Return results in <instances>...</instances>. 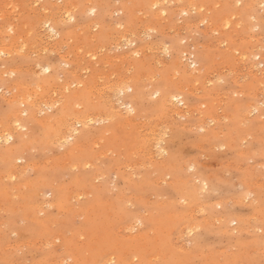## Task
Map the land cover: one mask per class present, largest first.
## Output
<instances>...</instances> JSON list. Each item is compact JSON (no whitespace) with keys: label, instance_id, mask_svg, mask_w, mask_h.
<instances>
[{"label":"rangeland","instance_id":"obj_1","mask_svg":"<svg viewBox=\"0 0 264 264\" xmlns=\"http://www.w3.org/2000/svg\"><path fill=\"white\" fill-rule=\"evenodd\" d=\"M0 16V264H264V0Z\"/></svg>","mask_w":264,"mask_h":264},{"label":"bare ground","instance_id":"obj_2","mask_svg":"<svg viewBox=\"0 0 264 264\" xmlns=\"http://www.w3.org/2000/svg\"><path fill=\"white\" fill-rule=\"evenodd\" d=\"M29 3H30V2H29ZM33 4H34V3H33ZM232 5H233V4H232ZM19 6H20V5H19ZM69 9H70V8H69ZM36 12H37V11H36ZM39 12H40V11H39ZM13 13H15V12H13ZM63 13H64V12H63ZM113 13H114V12H113ZM38 14H39V13H38ZM66 14H70L69 10H68V13H66ZM34 15H35V14H34ZM135 15H136V14H135ZM157 16H158V15H157ZM0 17H1V16H0ZM68 17H69V16H68ZM8 18H9V17H8ZM61 18H62V17H61ZM69 18H72V17H69ZM72 19H73V18H72ZM72 19H70V20H72ZM63 20H64V19H63ZM138 20H139V19H138ZM12 21H13V20H12ZM44 22H46V21H44ZM45 24L47 25V27H51V26L48 25V24H49L48 21H47V23H45ZM90 25H91V24H90ZM14 26H15V25H14ZM41 26H42V25H41ZM44 26H45V25H44ZM119 28H120V27H119ZM22 29H23V28H22ZM50 29H51L52 32L55 31L53 28H50ZM139 29H140V28H139ZM141 29H142V28H141ZM6 31H7V30H6ZM131 31H133V30H131ZM54 34L56 35V33H54ZM124 34H125V33H124ZM127 34H128V33H127ZM137 34H138V33H137ZM22 39H23V38H22ZM5 40H7V39H5ZM0 41H1V40H0ZM2 41H3V40H2ZM5 42H6V41H5ZM5 42H4V43H5ZM122 42H123V41H122ZM7 43H8V42H7ZM12 44H13V43H12ZM116 44H117V43H116ZM6 45H7V44H6ZM130 45H131V44H130ZM12 46H13V45H12ZM116 46H117V45H116ZM9 48H10V47H9ZM30 48H31V47H30ZM80 48H81V47H80ZM40 49H41V48H40ZM97 50H98V49H97ZM71 52H72V51H71ZM110 52H112V50H111ZM27 53H28V52H27ZM29 53H30V52H29ZM9 54H10V53H9ZM69 54H70V53H69ZM108 54H109V53H108ZM95 56H96V55H95ZM95 61H96V60H95ZM74 62H75V61H74ZM104 62H105V61H104ZM154 62H155V61H154ZM95 63H96V62H95ZM183 64H184V63H183ZM195 64H196V63H195ZM126 65H127V64H126ZM119 66H120V65H119ZM46 67H47V66H46ZM129 68H130V67H129ZM180 68H181V67H180ZM187 69H188V67H187ZM38 71H39V70H38ZM75 71H76V70H75ZM198 71H199V70H198ZM46 72H49V68L47 69ZM105 72H106V71H105ZM130 72H131V71H130ZM100 77H101V76H100ZM107 77H108V76H107ZM110 77H111V75H110ZM82 84H83V83H82ZM100 84H101V83H100ZM204 84H205V83H204ZM14 89H15V88H14ZM68 90H69V89H68ZM82 90H83V89H82ZM100 93H101V92H100ZM124 93H125V92H124ZM33 94H34V93H33ZM48 94L50 95V93H48ZM48 94H47V95H48ZM14 95H15V94H14ZM35 95H36V93H35ZM35 95H34V96H35ZM99 96H100V95H99ZM21 97H22V96H21ZM50 97H51V96H50ZM46 99H47V98H46ZM101 99H102V98H101ZM177 100H178V97L175 96V97L171 98V99L168 101V103L173 104V103H174L175 101H177ZM14 101H16V99H15ZM105 101H106V100H105ZM12 102H13V101H12ZM19 102H20V101H19ZM44 103H46V102H44ZM111 103H112V102H111ZM111 103H110V104H111ZM258 103H259V102H258ZM35 104H36V103H35ZM106 104H107V102H106ZM110 104H109V105H110ZM113 104H114V103H113ZM252 106H253V105H252ZM22 109H23V108H22ZM68 109H69V108H68ZM73 109H74V108H73ZM254 109L257 110V108H255V107H254ZM15 111H17V110H15ZM42 111H43V110H42ZM42 111H41V112H42ZM250 111H251V110H250ZM254 112H255V111H254ZM254 112H253V113H254ZM114 113H115V112H114ZM255 113H256V112H255ZM24 114H26V113H24ZM173 114H174V113H173ZM33 115H34V114H33ZM245 115H246V114H245ZM250 115H251V114H250ZM18 116H20V115H17V119L15 120V123L18 124V125H20V124H19L20 119H19ZM30 116H32V115H30ZM116 116H117V115H116ZM122 116H123V115H122ZM83 117H84V116H83ZM262 117H263V116H262ZM66 118H67V117H66ZM66 118H65V119H66ZM113 118H114V117H113ZM245 118H246V117H245ZM249 118H250V117H249ZM48 119H49V118H48ZM48 119H46V120H48ZM70 119H71V118H70ZM70 119H69L68 122H66V124H65L66 127L72 125V124H71L72 121L70 122ZM75 119H76V118H75ZM38 120H39V119H38ZM38 120H37V121H38ZM40 120H41V119H40ZM40 120H39V121H40ZM62 120H63V119H62ZM109 120H110V119H109ZM109 120H108V121H109ZM48 121H49V120H48ZM48 121H46V122H48ZM76 121H77V119H76ZM42 122H44V121H42ZM74 122H75V121H74ZM78 123L80 124L81 121H78L77 124H78ZM101 123H102V121H101ZM99 124H100V123H99ZM125 124H126V123H125ZM9 127H10V126H9ZM11 127H12V126H11ZM62 128H63V127H62ZM64 128H65V127H64ZM11 129H12V128H11ZM69 129H70V128H69ZM1 130H2V129H1ZM4 130H5V129H4ZM9 131H10V130H9ZM13 131H14V129H13ZM20 132H21V131H20ZM20 132H19V133H20ZM67 132H68V131H67ZM74 132H76L75 129H73V131H70L69 135H66V136H64V137H62V138L60 137V138H61V142L65 144L66 142H68L69 140H71V139L73 138V136H74V135H73ZM154 132H155V131H154ZM3 134H4V133H3ZM61 135H62V134H61ZM0 136H1V135H0ZM59 136H60V135H59ZM50 137H51V136H50ZM1 138H4V141L6 142V141H8V140H11V139H12V136L9 135V134H6L5 136H1L0 139H1ZM9 138H11V139H9ZM243 140H244V139H243ZM55 142H56V141H55ZM62 143H61V144H62ZM95 145H96V144H95ZM158 145H159V143H158ZM94 147H95V146H94ZM109 151H110V150H109ZM66 156H67V155H66ZM121 157H122V156H121ZM16 160H17V159H16ZM16 164H17V162H16ZM250 167H251V166H250ZM9 173H10V172H9ZM11 173H12V172H11ZM15 174H16V173H15ZM7 178H8V177H7ZM9 178H10V177H9ZM256 231H257V230H256ZM151 259H153V258H151Z\"/></svg>","mask_w":264,"mask_h":264},{"label":"snow or ice","instance_id":"obj_3","mask_svg":"<svg viewBox=\"0 0 264 264\" xmlns=\"http://www.w3.org/2000/svg\"><path fill=\"white\" fill-rule=\"evenodd\" d=\"M0 55H2V54H0ZM45 71H47V69H45ZM128 90L131 91V88H129ZM9 139H11V138H9ZM190 170H192V169H190ZM113 264H115L114 261H113Z\"/></svg>","mask_w":264,"mask_h":264}]
</instances>
